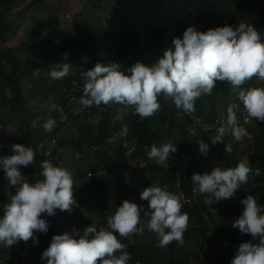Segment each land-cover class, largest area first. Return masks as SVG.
<instances>
[{
  "label": "trees",
  "instance_id": "trees-1",
  "mask_svg": "<svg viewBox=\"0 0 264 264\" xmlns=\"http://www.w3.org/2000/svg\"><path fill=\"white\" fill-rule=\"evenodd\" d=\"M9 1L0 0V17L13 10ZM171 1L160 18L135 22L123 14L118 25L98 28L97 35L89 27L75 21L71 31L63 32V29L58 28L61 33L57 38L62 42L56 48L58 50L67 46L70 50L69 62H83L84 72L97 63L107 65L116 62L120 64V70L127 73L138 61L149 66L155 64L166 49L173 47L174 38H182L188 26H194L198 31H207L226 24L238 25L244 22L252 24L261 33V41L264 42V0H199L195 6L191 3L197 0ZM21 18L25 21L24 16ZM11 21L14 22L11 30L17 34L18 18ZM0 28L6 29V23ZM6 34L1 40L4 45L0 43V81H3V84L0 83V127L3 126L0 132V158L13 155L11 146L15 143L33 148L36 151L35 162L20 170L30 183H34L44 179L41 175L43 161L48 160L62 168L61 151L52 149L51 156L46 155L50 142L56 137L58 146L73 147L76 155L97 147L103 154L98 166H79L71 173L77 202L71 212L57 210L51 217L42 214L49 221L48 232L36 233L39 242L32 244L27 256L22 254L26 243L23 240L9 248L0 246V264H46L41 256L54 235L71 234L74 230L76 233L73 236L78 239L83 235V230L92 225L97 230H110L105 227L107 219L114 215L125 199L145 208L141 210V232L127 238L116 233L117 238L127 245L131 255L128 264H230L238 245L252 237L234 228V220L229 217L220 221L219 214L212 216L206 204L212 198L199 193L191 179L193 174L211 172L215 167L234 168L239 162L245 161L253 170L260 169V175L253 173L247 184H254L250 193L255 194L257 203L264 207V121L251 119L245 123L241 114L244 109L242 103L236 95L234 101L229 102L223 93V87L228 83L217 81L211 95H202L195 101V111L190 114L177 109L172 98L163 95L158 98L162 105L160 113L145 119L135 115L134 107L115 103L113 107L93 106L90 112L74 114L71 113L70 104L81 106L79 101L85 83L83 74L73 73L71 70L74 64H71L66 77L54 80L51 71L45 74L40 67L53 51L51 47L56 37L42 38L39 35L42 40L27 44L29 54L23 51L20 57L16 55L19 48L6 46ZM39 43L47 45L48 52H44L42 46L41 50L37 49ZM56 55L63 61L60 54ZM85 57L88 58L86 62ZM242 87H264V81L254 77ZM233 103L239 107L238 122L250 130L251 139L243 138L250 145L244 151H240L244 142L233 141V150L229 154L225 152L224 145L232 140L230 135L224 137V143L213 144L211 138L216 135L221 123L226 121L227 107ZM58 105L65 110L59 109ZM120 107L126 110L121 119L118 114ZM65 115L67 119L62 120L61 117ZM49 119L56 121L50 132L44 128ZM93 120L98 122L92 123ZM250 124L256 127L251 128ZM125 125L127 133L121 135ZM9 126L15 127L18 138L9 134ZM192 130H195V135ZM115 132V138L110 140ZM200 141L209 145L207 154L201 152ZM165 143L177 149L170 153L167 163L161 164L149 159L151 147H161ZM145 145L148 149L144 148ZM132 146L135 150L130 153ZM132 184L138 185L140 189ZM149 186H160L172 193L179 191L182 200L190 201L183 204L182 212L192 218L193 227L198 231L196 249L205 251L206 247L211 248L204 259L196 255V262L192 263L186 251L180 254V244L175 241L166 247L158 246L157 234L147 227L150 217L145 213L150 212L149 202L141 199V192ZM177 188L181 190L176 191ZM15 191V186L9 184L3 166L0 165V217L3 216L4 205L10 202ZM241 193L237 191L232 199L243 197ZM95 217L98 219L96 222ZM209 220L214 222L213 226ZM72 226L74 229H71ZM200 226H204L207 239L203 237Z\"/></svg>",
  "mask_w": 264,
  "mask_h": 264
},
{
  "label": "clouds",
  "instance_id": "clouds-1",
  "mask_svg": "<svg viewBox=\"0 0 264 264\" xmlns=\"http://www.w3.org/2000/svg\"><path fill=\"white\" fill-rule=\"evenodd\" d=\"M172 45L155 64L149 66L138 61L127 73L120 70L119 63H97L83 73L85 83L79 103L85 108L113 103L131 106L135 115L145 119L160 113L162 105L158 98L163 95L172 98L177 109L190 114L195 111L198 98L211 95L217 81H226L247 113L245 123L251 119L264 121V87H242L254 77L264 81V42L252 24H226L207 31L188 26L182 38L172 40ZM84 59L86 62L88 58ZM70 67L71 64L63 63L50 75L54 80L63 79ZM238 110L235 103L227 107L226 121L211 138L213 144L224 143V137L230 135L232 140L224 145L229 154L233 141L251 139L238 122ZM61 119L66 120L67 116ZM55 124V120L49 119L44 124L45 131H52ZM123 130L127 133L126 125ZM192 134L195 135V130ZM11 147L14 154L0 158L9 184L16 189L0 217V246L7 248L20 240L32 239L38 243L36 233L46 234L49 230V221L42 214L51 217L57 210L71 212L77 203L69 170L45 160L41 164L44 179L30 183L20 169L35 162L36 151L20 143ZM208 149L209 145L200 141L201 152L207 154ZM176 150L170 143L161 147L153 145L148 157L164 164ZM253 173L259 176L260 169L253 170L249 163L241 161L234 168L215 167L211 172L193 174L191 179L199 193L218 202L234 197ZM141 199L149 202L150 212L145 213L150 217L147 227L157 234L158 246L166 247L173 241L182 245L190 220L182 207L190 201L160 186L144 188ZM241 203L242 214L232 226L241 234H250L252 239L238 245L230 264H264V207L252 195H247ZM140 223L141 206L125 199L107 219L110 230H97L92 225L78 239L69 233L54 235L41 259L46 264H128L131 255L116 233L120 237H132L141 232Z\"/></svg>",
  "mask_w": 264,
  "mask_h": 264
},
{
  "label": "rangeland",
  "instance_id": "rangeland-1",
  "mask_svg": "<svg viewBox=\"0 0 264 264\" xmlns=\"http://www.w3.org/2000/svg\"><path fill=\"white\" fill-rule=\"evenodd\" d=\"M29 1L30 0H10L9 4L13 8V10H17L25 6ZM198 2L199 0L193 1L191 4L195 6ZM171 3H172L171 0H41L35 7L31 8L23 15H19L16 17L18 18L17 34H14L11 30L14 23L11 20H9L6 23V29L0 28V43L4 45L3 41L1 40L3 39L4 34L7 33L6 35L8 40L6 41V46L19 48V50L16 51V55L22 57L23 51L26 53L28 51V54L30 52L29 46H27V44L30 45L32 41L35 42L38 39L42 40V38H47L49 36H53L54 38L55 37L57 38L59 33H61L59 29H63L62 30L63 32L71 31L72 29H74L75 21L83 24L85 27H89V29L95 35H97L99 34V30H97L98 28H106L110 24L118 25L121 22V15L123 14L128 15L130 20L135 22H141V20L144 19L154 20V18H160L162 17L161 15L162 11H166L168 8L167 5ZM115 7H117V9ZM67 13H70L72 17L71 18L66 17ZM22 16L25 17V21H22L21 18ZM35 20H37L36 23ZM27 38L28 41H26ZM24 43L25 45L23 50L22 46ZM40 44L41 43H39L37 49L41 50L40 46H42V50L43 48L48 47L47 45H40ZM52 47L54 49L51 48L53 51L46 57V61L43 64L42 63L40 64V67L42 68L45 74L49 73L54 69L58 70L63 63L74 64V67L71 70L73 71V73L76 74L84 73L85 64L83 62L76 61V63H71L69 62V60H64L63 58H62L63 61L59 60L56 54L59 55L61 52H63L66 49L69 50L67 46L60 47L58 50L55 49V46ZM44 52H48V50ZM80 56H81L80 58L83 59L82 55ZM0 83L3 84V81H0ZM243 88L247 89L246 87ZM223 93L227 95V99L229 102L234 101L235 93L231 90L229 84L223 87ZM70 106H71L70 107L71 113L74 112V114H77L76 112H80V107L82 105L81 106L78 105L80 106L78 107L75 106V103H72V105L70 104ZM60 107L62 106L58 105L59 109H61L62 111L65 110V109L63 110V108ZM91 108H86L84 111L90 112ZM84 111L82 113H84ZM123 111L126 110H123L122 107L120 113V119H121V115H123ZM242 114L246 118L245 109L242 110ZM245 118L243 120H245ZM250 126L251 128L256 127L255 124H250ZM8 128L10 130L9 134H11L15 139L18 138V132L15 131V127L9 126ZM2 129L3 126L0 127L1 131ZM121 133L123 135L126 134L123 131ZM112 137L113 136H111L110 139H112ZM240 142H244L242 144L240 151L242 150L244 151L247 147L250 146L246 144L247 142L246 139H242V141ZM52 149H56L63 153L62 168H66L71 173H74V171L79 166L82 168H86L88 165L98 166L100 164V158L103 154L102 151H98L99 148L97 147V148H89L86 150L84 154L76 155V150L73 147L69 148L68 145L58 146V137L54 138L50 142L47 150H51V153L48 154L46 150L47 156H51ZM132 186L136 187L137 189H140V187L136 184H132ZM253 187L254 184L242 185V187L238 191L242 192L241 194L244 195L243 197H237L235 199L232 198L223 199L218 202H213L212 199H209L206 202L209 208V212L211 213L212 216H214L215 214H219L220 221H222L227 217H229V219L231 220L237 219V217H239L242 214L241 208H243L244 206L241 203V200L244 199L247 195H252L255 198L256 195L250 193L252 192L251 188ZM195 189H197V186ZM178 190L181 189L177 188L176 191ZM175 194L182 195L179 191L176 192ZM225 200L226 202H230V203H226ZM209 218L211 217L209 216ZM94 220H95L94 222H96L98 219L95 217ZM211 225L213 226L214 222ZM72 227L71 229H74ZM75 233L76 231L73 230L71 235H75ZM217 236H220V234H217ZM196 237L199 238V234L198 231L193 227V220L190 217L187 231L184 233V243L180 245L181 247L180 254L186 251L192 263L196 262L195 260L196 255L201 257V259H204L206 257L204 256L206 252L211 251V248L208 247L205 248V251H200L196 249L197 248L195 244ZM213 253L214 250L211 253V255Z\"/></svg>",
  "mask_w": 264,
  "mask_h": 264
},
{
  "label": "built area",
  "instance_id": "built-area-1",
  "mask_svg": "<svg viewBox=\"0 0 264 264\" xmlns=\"http://www.w3.org/2000/svg\"><path fill=\"white\" fill-rule=\"evenodd\" d=\"M66 17L71 18L72 15H71L70 13H67V14H66ZM61 42H62L61 39H59V38H55V39L53 40V45H52V46H55V49H57V48H56V45L61 44ZM51 48H53V47H51ZM53 49H54V48H53ZM43 50H44V51H47V50H48V47L43 48ZM64 53H68L67 57L64 56ZM69 56H70V52H69L68 49H66V50H64L63 52L60 53V57L63 58L64 60H69ZM41 60H43V58H41ZM113 106H114V103H113V104H110V105H107V107H113ZM60 108H62V107H60ZM121 108H122V107L119 108V113H118L119 116H120V113H121ZM85 109H86L85 107L81 106V107H80V112H76V113H77V114H78V113H82ZM76 111H77V110H76ZM241 114H242V110H241ZM242 116L244 117V115H242ZM246 117H247V113H246ZM244 118H245V117H244ZM244 121H245V120H244ZM242 126H243V125H242ZM243 127H244V128L247 130V132L249 133L250 130H248L245 126H243ZM122 131L124 132V130H122ZM122 131H121V132H122ZM0 132H1V130H0ZM121 132H120V134L122 135ZM116 134H117V133L115 132L114 135H113V137H112V139L115 138ZM110 140H111V139H110ZM144 148H147V146L145 145ZM147 149H148V148H147ZM134 150H135V147L132 146L131 149L129 150V152L131 153V152H133ZM47 153L50 154V153H51V150H47ZM171 158H172V157H171ZM170 160H171V159H170ZM196 190H198V186H197V189H196ZM144 209H145L144 207H141V210H144ZM105 227L108 228L107 223H106ZM72 228H74V227H72ZM32 244L35 245L36 242H34V241H28V242L24 243V251H23V253H22L24 256H27V255H28V252H29L30 248L32 247Z\"/></svg>",
  "mask_w": 264,
  "mask_h": 264
},
{
  "label": "water",
  "instance_id": "water-1",
  "mask_svg": "<svg viewBox=\"0 0 264 264\" xmlns=\"http://www.w3.org/2000/svg\"><path fill=\"white\" fill-rule=\"evenodd\" d=\"M40 0H30L25 6H23L20 9L17 10H11L10 12L2 15L0 17V27L7 23L9 20H12L13 18H16L19 15H23L25 12L29 11L31 8L35 7ZM210 224H212V221L209 220ZM200 231L203 235V237H206L204 226H200Z\"/></svg>",
  "mask_w": 264,
  "mask_h": 264
},
{
  "label": "bare ground",
  "instance_id": "bare-ground-1",
  "mask_svg": "<svg viewBox=\"0 0 264 264\" xmlns=\"http://www.w3.org/2000/svg\"><path fill=\"white\" fill-rule=\"evenodd\" d=\"M196 198V197H195Z\"/></svg>",
  "mask_w": 264,
  "mask_h": 264
}]
</instances>
